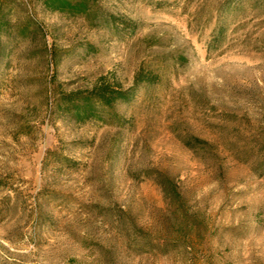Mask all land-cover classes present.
Wrapping results in <instances>:
<instances>
[{
	"label": "rangeland",
	"instance_id": "obj_1",
	"mask_svg": "<svg viewBox=\"0 0 264 264\" xmlns=\"http://www.w3.org/2000/svg\"><path fill=\"white\" fill-rule=\"evenodd\" d=\"M89 5L0 0V264H264V0Z\"/></svg>",
	"mask_w": 264,
	"mask_h": 264
},
{
	"label": "trees",
	"instance_id": "obj_2",
	"mask_svg": "<svg viewBox=\"0 0 264 264\" xmlns=\"http://www.w3.org/2000/svg\"><path fill=\"white\" fill-rule=\"evenodd\" d=\"M89 3L90 0H44L45 6L50 10L84 14L92 22V10ZM141 81L152 82V78L145 75L140 69L135 73L131 87L123 89L100 81L89 89L62 93L56 106L76 122L95 119L111 123L118 119V114L113 110L115 103L130 100L134 93V87Z\"/></svg>",
	"mask_w": 264,
	"mask_h": 264
}]
</instances>
